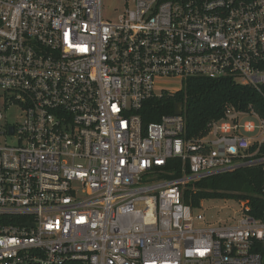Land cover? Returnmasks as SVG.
<instances>
[{"label": "built area", "instance_id": "built-area-1", "mask_svg": "<svg viewBox=\"0 0 264 264\" xmlns=\"http://www.w3.org/2000/svg\"><path fill=\"white\" fill-rule=\"evenodd\" d=\"M101 10L0 0V264H264V207L225 198L237 208L208 222L204 199L182 200L187 183L251 165L264 199V116L228 104L185 138L183 106L141 115L194 76L264 88V0Z\"/></svg>", "mask_w": 264, "mask_h": 264}, {"label": "trees", "instance_id": "trees-1", "mask_svg": "<svg viewBox=\"0 0 264 264\" xmlns=\"http://www.w3.org/2000/svg\"><path fill=\"white\" fill-rule=\"evenodd\" d=\"M264 88L260 90L241 84L230 77L194 76L185 86L175 93H163L145 101L141 115L145 122L157 121L163 114H171L177 102L183 106L185 138H196L204 134L209 123L217 120L230 104L237 108L252 107L264 116ZM173 175V176H172ZM169 178L180 176L177 168ZM261 167L251 165L240 167L225 173L196 179L185 185L182 200L192 208L199 206L202 199L248 198L251 213H258L264 207L261 193ZM264 258V247L260 249Z\"/></svg>", "mask_w": 264, "mask_h": 264}, {"label": "rangeland", "instance_id": "rangeland-1", "mask_svg": "<svg viewBox=\"0 0 264 264\" xmlns=\"http://www.w3.org/2000/svg\"><path fill=\"white\" fill-rule=\"evenodd\" d=\"M102 17L115 20L122 9V0H101ZM162 86L169 90H176L180 87L178 81H161ZM203 200V199H202ZM201 201V200H200ZM238 203L231 199H204L201 202L200 210L208 222H214L218 218H226L231 214L232 208H237Z\"/></svg>", "mask_w": 264, "mask_h": 264}, {"label": "water", "instance_id": "water-1", "mask_svg": "<svg viewBox=\"0 0 264 264\" xmlns=\"http://www.w3.org/2000/svg\"><path fill=\"white\" fill-rule=\"evenodd\" d=\"M182 111V103L181 102H177L174 106V113L175 114H180Z\"/></svg>", "mask_w": 264, "mask_h": 264}]
</instances>
